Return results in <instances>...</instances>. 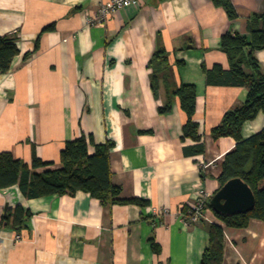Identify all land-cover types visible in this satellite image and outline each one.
Returning a JSON list of instances; mask_svg holds the SVG:
<instances>
[{
  "label": "crops",
  "instance_id": "obj_1",
  "mask_svg": "<svg viewBox=\"0 0 264 264\" xmlns=\"http://www.w3.org/2000/svg\"><path fill=\"white\" fill-rule=\"evenodd\" d=\"M108 1L0 0V36L14 38L20 51L0 74V154L30 168L36 154L50 163L37 170L44 172L60 168L66 144L83 135L98 145L111 142L121 198L147 204H104L83 191L29 199L18 185L2 189L0 264H201L211 224L223 226V264H264L263 221L233 228L212 210L209 220H183L201 195L211 198L221 188L222 164L237 142L211 133L249 92L209 85L205 68L230 70L222 36L247 34L264 0H231L235 21L213 0H141L106 25H91ZM157 49L166 50L170 70L168 78L159 74L155 95L149 62ZM256 57L264 67V49ZM183 84L197 91L194 118L205 147L198 155L186 154L197 143L183 140L188 118L179 99L170 113L159 112ZM263 130L260 112L242 136ZM6 206L31 212L20 232L5 227Z\"/></svg>",
  "mask_w": 264,
  "mask_h": 264
},
{
  "label": "trees",
  "instance_id": "obj_2",
  "mask_svg": "<svg viewBox=\"0 0 264 264\" xmlns=\"http://www.w3.org/2000/svg\"><path fill=\"white\" fill-rule=\"evenodd\" d=\"M217 7L225 9L229 19L235 21L238 14L231 0H213ZM50 28H47L49 30ZM248 33L227 32L222 36L220 47L227 54L230 70L219 64L212 70L205 68L207 83L213 86L246 87L248 97L239 107L229 110L221 124L212 130V137L234 138L235 149L228 153L222 164L219 177L221 187L231 179L241 178L253 190L256 206L246 214L224 216L211 207L212 212L226 226L246 228L251 219L264 222V130L248 139L242 136L245 123L254 120L260 112H264V67L258 61L256 52L264 49V12L252 14L247 24ZM20 54L14 38L0 36V74L11 70L14 59ZM27 57L30 54L26 55ZM152 69V88L157 95L159 74L168 78L169 59L165 49H157L149 62ZM168 83V81H167ZM169 90L171 89L168 86ZM170 100L159 108L161 115L172 111L173 98H178L181 109L187 114V122L183 127V140L191 139L197 144L186 148L187 155H198L204 152L203 135L200 125L195 120L197 107V91L194 85H180L169 93ZM113 143L98 145L92 136L85 135L68 142L61 153V166L44 172L37 170L50 163L43 162L36 154L30 168L11 153L0 154V190L18 185L29 199L51 195H71L83 191L100 199L104 204L136 203L146 205L139 199L124 200L121 198L122 188L113 183L110 151ZM95 153L90 154V147ZM31 212L16 207L9 209L3 222L5 227H12L20 232L31 218ZM209 247L203 254L201 264H223L225 254V234L223 226L211 224L209 227Z\"/></svg>",
  "mask_w": 264,
  "mask_h": 264
},
{
  "label": "water",
  "instance_id": "obj_3",
  "mask_svg": "<svg viewBox=\"0 0 264 264\" xmlns=\"http://www.w3.org/2000/svg\"><path fill=\"white\" fill-rule=\"evenodd\" d=\"M210 205L215 212L224 216L246 214L254 210L256 196L246 182L241 178H234L226 182L211 197ZM5 211L7 215L8 206Z\"/></svg>",
  "mask_w": 264,
  "mask_h": 264
},
{
  "label": "built area",
  "instance_id": "obj_4",
  "mask_svg": "<svg viewBox=\"0 0 264 264\" xmlns=\"http://www.w3.org/2000/svg\"><path fill=\"white\" fill-rule=\"evenodd\" d=\"M140 5L141 0H109L100 6L89 23L91 25H106L110 20L117 17L123 9L139 7ZM210 200L211 198L207 195H201L189 210L183 213L184 222L187 225H192L207 219V215L211 213Z\"/></svg>",
  "mask_w": 264,
  "mask_h": 264
}]
</instances>
